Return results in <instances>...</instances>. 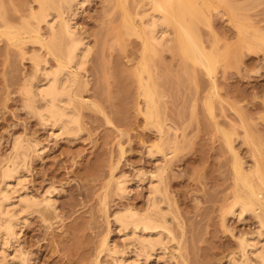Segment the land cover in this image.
<instances>
[{"label":"rangeland","instance_id":"1","mask_svg":"<svg viewBox=\"0 0 264 264\" xmlns=\"http://www.w3.org/2000/svg\"><path fill=\"white\" fill-rule=\"evenodd\" d=\"M38 1L0 0V168L14 140L23 139L21 191L48 203L26 212L13 245L0 244L1 258L9 251L8 264H21L11 260L16 249L22 264L132 263L137 242L115 221L131 208L168 221L170 241L148 264H259L252 254L246 260L241 239L264 221V0H207L200 39L222 54L211 75L180 54L174 22L149 72L140 73L155 0H126L124 8L119 0H84L78 10L55 0L45 10L57 15L52 30ZM125 16L133 26L125 27ZM69 18L75 38L91 49L73 88L80 133L72 137L53 135L24 103L25 88L42 81V67L56 66L47 46L60 34L61 47L67 43ZM149 74L159 103L153 120L140 85ZM235 161L262 198L260 208L240 217L229 211ZM159 171L162 210L155 211L148 177Z\"/></svg>","mask_w":264,"mask_h":264},{"label":"bare ground","instance_id":"2","mask_svg":"<svg viewBox=\"0 0 264 264\" xmlns=\"http://www.w3.org/2000/svg\"><path fill=\"white\" fill-rule=\"evenodd\" d=\"M39 1L42 7L40 17L45 23L50 25V28L52 27V30L57 15L55 17L53 15L54 18L52 17L51 19L50 14L45 10L54 5L55 0ZM60 1L62 5L65 4L68 7H72V5L76 6L77 10L83 6L82 4L84 2V0ZM125 1L119 0L123 8L125 6L123 2ZM155 6L156 10L148 14V31L143 33L145 43L142 71L140 73L144 71L149 72V63L152 55L156 52L157 45L160 46L164 43V34H166L169 25L174 22L176 24L177 34L175 46L180 54L184 59H192L199 62L206 68L210 75L213 74L222 54L216 49L207 51L203 47L197 26L199 22L204 23L207 21L206 9L209 7L207 0H155ZM73 19L69 18L65 23L64 33L68 37L67 43L61 47L60 34L59 36L54 35L47 46L49 52L56 57V66L47 63L41 69L43 75L42 81L40 82L39 80V83L37 82L38 84L37 86L35 84L34 86L36 87L34 88H25V94L27 95L26 101L24 102L27 106L25 108L27 110L29 108L28 111L35 112L44 127L51 126L53 128V135L55 136L71 135L72 137L80 131V114L74 106L75 96L73 94V88L76 84L79 71L83 69L91 49L87 43L83 42V39L75 38L76 32L74 31ZM132 24V20L125 16V27H131L133 26ZM10 34L12 38H17L18 36L15 32ZM240 35L243 41H246L243 30L240 31ZM261 41L264 42V37L261 38ZM140 73L138 72L139 76ZM140 85L147 102L146 118L153 120L158 117L159 103L156 98V86L150 74L149 81L143 83L140 80ZM38 101H42L40 105L37 104ZM173 133L171 132L170 134V143H174L175 140L176 134L174 133V136ZM18 139L21 138L18 137ZM18 139L14 140L15 142H13L14 145L10 151V156L7 157L8 159L5 158L7 160L0 168V244L2 246L5 245L7 249L13 245L11 240L15 238L18 232L21 218H26V212L29 209L31 211V208L39 205L41 202L46 201L48 203L46 196H44L46 198H42L43 200H35L33 197L28 196L27 193L21 191L22 178H20V172L24 166L27 152L24 145ZM37 149L36 151L39 150ZM244 169L238 161H235V197L229 211L237 217H240L245 212L248 213L251 209L257 210L262 204V198L260 197L261 190L258 189L252 177ZM161 173L159 171L148 177L150 185L149 209L155 211L162 208L160 204L161 200L158 201V198H162V192L160 190ZM119 190L125 192L127 189L122 183L119 186ZM115 221L117 227L122 230L125 236L131 235L129 237L137 242V244L135 242L134 244L137 245L138 252H134L135 255L131 258L132 263L129 264H148L150 257L158 254L160 250L163 251L164 244L166 248L167 241H170L171 231L166 225L168 221L164 214L160 218H157L155 215L140 214L129 208L125 212L117 214ZM258 223V230L256 229L257 231H254L255 234L253 232L254 235L241 239V247L246 260H249L251 258L250 254H252L258 259L259 264H264V221L260 220ZM167 237L170 238L167 240ZM165 239L167 240L166 242ZM15 251V254L12 252L14 255L11 260L19 259L18 262L21 264L24 263L25 258L22 256L23 254H20L18 252L19 250L17 251L15 249ZM9 253V251L8 253L6 252L2 255V258L0 256V264L9 263V258L7 259Z\"/></svg>","mask_w":264,"mask_h":264}]
</instances>
